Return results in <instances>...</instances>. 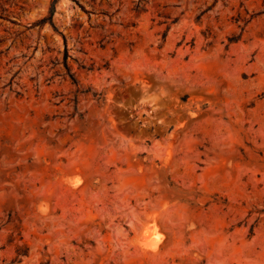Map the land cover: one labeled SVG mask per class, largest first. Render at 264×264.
Instances as JSON below:
<instances>
[{
	"label": "rangeland",
	"instance_id": "374dc122",
	"mask_svg": "<svg viewBox=\"0 0 264 264\" xmlns=\"http://www.w3.org/2000/svg\"><path fill=\"white\" fill-rule=\"evenodd\" d=\"M0 264H264V0H0Z\"/></svg>",
	"mask_w": 264,
	"mask_h": 264
},
{
	"label": "bare ground",
	"instance_id": "6f19581e",
	"mask_svg": "<svg viewBox=\"0 0 264 264\" xmlns=\"http://www.w3.org/2000/svg\"><path fill=\"white\" fill-rule=\"evenodd\" d=\"M151 229H152V228H151ZM151 229H150V230H151ZM157 230H158V229H157ZM148 231H149V230H148ZM152 232H153V231H152ZM152 232H151V234L145 232V233L143 234V236H142L143 240H144L145 243H146V245H145L146 248H148L147 246H149V248H150V247H153V248H154V247H156V246L158 245V242L160 241V239H159L157 236H153V235H152ZM155 233H156V232H155ZM155 233H154V234H155ZM157 233H158V232H157ZM157 233H156V234H157ZM148 235H151V236H148ZM157 235H158V234H157ZM137 238H138V237H137ZM138 239H139V238H138ZM161 239H162V238H161ZM137 241H138V240H137ZM162 241H163V240H162ZM139 242H140V240H139ZM160 242H161V241H160ZM140 243H141V246H142L143 242L141 241ZM145 247H144V249H146ZM157 247H160V246H157ZM149 248H148L147 250H151V249H149ZM144 249H143V250H144ZM155 250H156V249H155ZM155 250H154V251H155ZM151 251H152V250H151Z\"/></svg>",
	"mask_w": 264,
	"mask_h": 264
},
{
	"label": "trees",
	"instance_id": "16d2710c",
	"mask_svg": "<svg viewBox=\"0 0 264 264\" xmlns=\"http://www.w3.org/2000/svg\"><path fill=\"white\" fill-rule=\"evenodd\" d=\"M56 1H57V0H56ZM54 10H55V6L52 7L51 14H53ZM47 20L52 21V17H49V18L43 19L42 22H46ZM237 39H238L237 37H232V38H230V41H236ZM72 80H73L74 83H77L76 80L73 78V76H72Z\"/></svg>",
	"mask_w": 264,
	"mask_h": 264
}]
</instances>
